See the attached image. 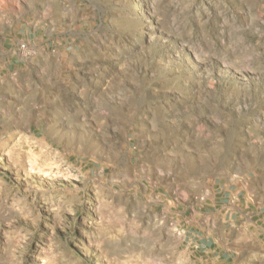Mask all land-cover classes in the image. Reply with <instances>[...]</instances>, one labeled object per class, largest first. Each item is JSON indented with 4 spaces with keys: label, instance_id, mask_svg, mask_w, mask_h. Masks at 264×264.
<instances>
[{
    "label": "rangeland",
    "instance_id": "rangeland-1",
    "mask_svg": "<svg viewBox=\"0 0 264 264\" xmlns=\"http://www.w3.org/2000/svg\"><path fill=\"white\" fill-rule=\"evenodd\" d=\"M12 48L0 264H264V0H0Z\"/></svg>",
    "mask_w": 264,
    "mask_h": 264
},
{
    "label": "crops",
    "instance_id": "crops-1",
    "mask_svg": "<svg viewBox=\"0 0 264 264\" xmlns=\"http://www.w3.org/2000/svg\"><path fill=\"white\" fill-rule=\"evenodd\" d=\"M5 53L6 61L5 59L2 60V62H4V64L6 65L5 71L1 72L2 66L0 67V73L3 74V79L0 81V90L3 93L2 100L5 103V111L7 113L2 115V117H4L6 123L8 124V122H10L14 118V116L12 115L13 112L15 110L19 112L20 109H22L19 105L15 106L14 98L19 95L18 92H20V88L21 91L23 90L22 86L24 84V78L22 76L23 74H21L20 72L22 70L19 68L22 63L18 55L13 51V48L6 50ZM29 66L32 67L31 65ZM43 66V64H35L33 68H36V71H31L30 74L33 75V77L34 75H36V77L40 76L41 79H45L44 75L46 74V70ZM10 68H12V71H9ZM27 74H29V72H27ZM37 74L39 76H37ZM41 82L43 81L41 80ZM27 84H31L30 78L27 79ZM17 88H19V91L17 90ZM10 112H12V114H10ZM220 207L223 208L224 206L221 205Z\"/></svg>",
    "mask_w": 264,
    "mask_h": 264
},
{
    "label": "built area",
    "instance_id": "built-area-1",
    "mask_svg": "<svg viewBox=\"0 0 264 264\" xmlns=\"http://www.w3.org/2000/svg\"><path fill=\"white\" fill-rule=\"evenodd\" d=\"M21 48H24V46H21Z\"/></svg>",
    "mask_w": 264,
    "mask_h": 264
}]
</instances>
